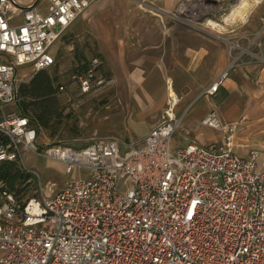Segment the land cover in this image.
Wrapping results in <instances>:
<instances>
[{
	"label": "built area",
	"instance_id": "2783aa9c",
	"mask_svg": "<svg viewBox=\"0 0 264 264\" xmlns=\"http://www.w3.org/2000/svg\"><path fill=\"white\" fill-rule=\"evenodd\" d=\"M244 1L240 18L224 21L226 8L220 23L244 24L255 8H264V0H236L231 10ZM40 2L49 4L50 11L36 9ZM195 2L199 6L192 9ZM88 5V0H36L21 7L14 0H0V165L16 163L28 175L21 185L26 191L18 196L0 180V264H264L260 153H233L244 118L223 122L212 109L199 124L221 131V145L205 148L189 140L172 152L169 142L181 124L175 108L182 97L175 92L149 133L130 142L107 136L84 145H39L28 118L4 110L18 101L23 80L16 69L32 65L36 73L54 65L50 46ZM213 11L210 4L188 0L167 16L189 21ZM18 13L22 20L14 23ZM260 21L245 46L225 39L227 66L205 95L218 90L243 56H258L249 48H261L264 14ZM99 67L98 57L78 66L70 74V86L81 93L113 87L114 79L103 77ZM23 150L63 163L66 177L75 178H66L57 190L54 183L42 186L38 172L26 166ZM82 170L88 175L83 177Z\"/></svg>",
	"mask_w": 264,
	"mask_h": 264
},
{
	"label": "crops",
	"instance_id": "0c3cea01",
	"mask_svg": "<svg viewBox=\"0 0 264 264\" xmlns=\"http://www.w3.org/2000/svg\"><path fill=\"white\" fill-rule=\"evenodd\" d=\"M14 1L21 7L36 2ZM184 1L188 0H88V7L62 30L49 52L55 60L67 52V63H71L73 71L92 57L101 60L102 71L115 81L117 95L113 100H118L109 118L120 116L127 142L149 133L160 120L168 95L175 92L182 97L175 108L181 124L169 146L172 138L177 141V148L189 140L205 148L220 146L222 132L199 124L213 109L223 122L245 119L237 128L233 153L246 157L252 150L259 151L257 165L264 170V36L261 48L257 45L249 48L258 56H243L241 64L228 70L213 95L203 93L227 66L225 39L241 46L243 39L247 40L260 28L264 9L257 20L251 13L245 24L227 27L215 16L233 7L236 0H216V5L210 4L215 11L209 15L219 25L212 28L207 23L196 26L167 16ZM42 3L46 2L38 3L36 9L42 10ZM245 8L242 3L240 9L236 7L230 12L240 18ZM21 20L18 13L14 23ZM223 27L227 36L220 37ZM93 134L96 138L121 139L112 133Z\"/></svg>",
	"mask_w": 264,
	"mask_h": 264
},
{
	"label": "rangeland",
	"instance_id": "374dc122",
	"mask_svg": "<svg viewBox=\"0 0 264 264\" xmlns=\"http://www.w3.org/2000/svg\"><path fill=\"white\" fill-rule=\"evenodd\" d=\"M42 4L43 5L40 8L42 10L39 11H42L43 13L49 12L51 6L49 4L46 5V3ZM233 4H235V2ZM263 9V6H260L255 8L251 12L254 20H257V18L263 14ZM229 11H231V8L223 11L224 14H226L225 18L231 20L237 18L235 15H232ZM223 12L221 11L220 13H217L215 19L221 17L223 15ZM184 19L182 20L181 18L180 22L198 26L199 23L203 24L206 23L208 19L213 20L214 18L211 19L210 15L203 14L195 20L190 18L191 20L186 21ZM238 25L242 24L240 22H236V25L232 26L237 27ZM226 30L227 29L225 27L220 29L221 33L218 32L219 36H227ZM254 35L255 34H252L251 36H249V38L252 39ZM245 44H247V40L243 39L241 42V46ZM238 51V48L233 49V52L235 54L238 53ZM65 53L66 56H63V54L58 56L55 60V64L47 69L49 74L55 76L58 79L57 84L64 87L63 91H58L56 94L57 109L59 110L61 115L59 118L60 124L59 126H57V128L53 130L43 129L37 137V143L39 145H51L65 141L71 142L75 145H84L97 137L96 134H93L95 132L101 135L112 133L120 136L121 139L128 141L125 138L126 136H124L121 131L123 129L124 124L122 123L120 116L114 115L109 118V116L114 113L115 109L113 108H116L114 107V105H117L116 101H118L117 99L113 100V98L117 95L115 85L113 87L109 86L103 88L94 93H81V91H79L76 85L71 87V84H69V77L70 74L74 72V68L71 67V63H67V52ZM99 62L100 74L105 78H112L110 75H108L107 72L104 71V69L102 71L100 59ZM16 73L17 78L19 80H23L22 83L27 84L30 80L29 78L35 73V70L32 65H22L16 69ZM4 110L6 112L14 110L18 111L17 103L14 102L12 104H9V106L6 107ZM106 116L109 119L106 120ZM54 123L55 120H49V124L52 125ZM176 144L177 141L172 138L170 144V150L172 152H174L177 148ZM22 156L26 166H28L29 168H33L38 172L40 176V181L42 183V186L44 187H47V185L54 183V189L57 190L62 186L63 181L68 178L66 177L64 172L65 166L61 162L48 160L45 161L44 159H42V157L34 154L31 155L25 150L22 151ZM81 175L83 177L87 176L88 170H82ZM73 178H75V174H73L68 179ZM128 186L129 183L127 182L126 184H123L120 187V190L124 191Z\"/></svg>",
	"mask_w": 264,
	"mask_h": 264
},
{
	"label": "trees",
	"instance_id": "16d2710c",
	"mask_svg": "<svg viewBox=\"0 0 264 264\" xmlns=\"http://www.w3.org/2000/svg\"><path fill=\"white\" fill-rule=\"evenodd\" d=\"M85 64L81 66L84 67ZM57 80L44 69L34 73L27 84L21 83L17 88L18 112L28 118L30 126L37 132V137L43 129L53 130L60 124L61 115L56 99L60 85ZM50 119L55 120V123L49 124ZM27 178L28 175L16 163L4 162L0 165V180L5 181L9 190L17 196L26 191L21 185Z\"/></svg>",
	"mask_w": 264,
	"mask_h": 264
},
{
	"label": "bare ground",
	"instance_id": "6f19581e",
	"mask_svg": "<svg viewBox=\"0 0 264 264\" xmlns=\"http://www.w3.org/2000/svg\"><path fill=\"white\" fill-rule=\"evenodd\" d=\"M243 5H247L245 1L243 2ZM196 6H198V5H197V2H195V4L192 5V9L195 8ZM225 19H226V20H224V21L229 20L228 18H225ZM205 24H206V23H205ZM207 24L212 25V26H214L215 28H216V26L219 25V23H216V22L211 21V20H208V21H207ZM212 28H213V27H212ZM217 28H218V27H217Z\"/></svg>",
	"mask_w": 264,
	"mask_h": 264
},
{
	"label": "water",
	"instance_id": "95a60500",
	"mask_svg": "<svg viewBox=\"0 0 264 264\" xmlns=\"http://www.w3.org/2000/svg\"><path fill=\"white\" fill-rule=\"evenodd\" d=\"M201 3L216 5L217 1L216 0H201Z\"/></svg>",
	"mask_w": 264,
	"mask_h": 264
}]
</instances>
